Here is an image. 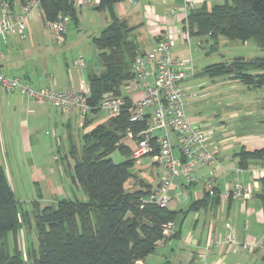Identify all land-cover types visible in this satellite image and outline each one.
<instances>
[{"label": "crops", "instance_id": "obj_1", "mask_svg": "<svg viewBox=\"0 0 264 264\" xmlns=\"http://www.w3.org/2000/svg\"><path fill=\"white\" fill-rule=\"evenodd\" d=\"M228 1L123 0L114 5V12L118 19L125 21L127 26L133 29L131 35L140 54L154 48L157 34L164 29L168 30L174 42V55L187 60V52L183 49L186 43L179 38V33L185 26L184 8L189 5L194 9L203 5L210 8ZM11 2L13 11H17L23 0ZM170 9L178 11L179 20L165 18V12ZM37 17L44 22L40 8L32 11L26 21L24 41L10 37L6 44L0 46L3 53L0 72L8 77L26 80L35 89L65 90L86 84V77L91 69H75L72 64L61 62L55 47L65 45L67 38L71 36L69 40H77V44L81 39L92 43V39L98 37L109 24L108 13L96 9V5H75V21L69 23L74 29L71 31L67 28L61 40L55 34L50 38L44 37V30L47 29L34 27L33 23ZM196 37L198 39L200 36L191 35V38ZM204 39L207 40V36ZM92 45L94 46L93 43ZM197 47L203 48L202 41L197 40ZM79 57L83 58H77ZM203 69L198 75L203 76ZM96 70L98 71V68ZM125 85L121 90L122 95L130 101L138 99V91L123 93V90H126ZM245 101V96L235 97L226 105L229 113L219 117L216 122L196 123L203 127L209 137L208 149L214 155V162L195 172L197 181L186 187L184 195H177L175 187L169 192L171 201L168 209L176 213L175 233L158 248L164 253L167 249L170 264H264V164L251 161L246 169H241L238 167L237 157L242 150L254 151L264 147V103L256 107L248 106L244 110H235L233 106H239L237 104ZM83 122L84 118L77 113L65 114L48 104H36L17 93H6L0 89V167L13 196L12 172L8 167L10 158L15 163L12 165L15 168L14 174L17 177L18 174L25 177L30 189H38L37 193L32 192L30 195L31 206L34 203L40 207L54 206L61 199H77L74 191L80 188L71 181L73 162L70 158V148L67 154L63 155L59 153V148L64 147L62 138L65 137L69 141L70 131L75 126L82 128ZM47 125L52 130H44V134L50 136L55 152L48 148L45 155L39 152V149L34 151V145L37 146L41 141L42 131ZM42 158L47 159L46 164L42 162ZM122 161L124 160L115 163ZM147 163L152 165L151 160ZM138 165H141V161ZM156 176L155 183H150L151 190L160 181L158 172ZM206 179L212 180L215 197L208 195L206 205H197L192 209L193 202L205 198ZM234 182L241 183L246 190L241 198L233 199L225 193L226 187ZM181 184L180 179L174 181V186ZM214 198L218 199L216 204L213 203ZM15 200L19 203L16 198ZM228 234L240 244L239 247L231 244L213 246L210 252L205 254L204 249L209 241L221 240ZM259 241H262L261 246L248 247ZM165 246L167 247L164 248ZM152 255L140 262L152 264L151 259L148 260Z\"/></svg>", "mask_w": 264, "mask_h": 264}, {"label": "trees", "instance_id": "obj_2", "mask_svg": "<svg viewBox=\"0 0 264 264\" xmlns=\"http://www.w3.org/2000/svg\"><path fill=\"white\" fill-rule=\"evenodd\" d=\"M121 1L99 0L96 5V9L108 13L110 21L92 39L99 67L98 71L88 72L86 82L87 102L93 108L105 94L123 96L121 89L132 79V63L140 54L131 35L133 29L115 15L114 5ZM39 8L44 21H54L59 14L69 17L70 23L75 21V4L70 0H39ZM185 26L190 36H207L213 44L220 37L241 42L253 39L264 50V0H229L210 8H192ZM202 75L230 77L252 90L263 88L264 58L212 64ZM96 112L93 110V115ZM91 121L86 117L82 128ZM141 129L142 125L129 122L125 108L118 117L106 119L83 134L78 155L76 146L71 145V181L79 186L86 201L61 199L54 206L43 207L34 203L30 212L25 211L15 200L0 167V264H135L153 254L156 243L163 238V225L174 222L176 213L146 201L153 190L150 185L141 183L138 190L124 191L134 161L123 139L129 131L135 135ZM116 151L128 159L113 162L110 155ZM237 157L241 169L251 161L264 164V147L242 150ZM207 197L205 193V198L193 202L191 208L206 205ZM212 200L218 202L217 198ZM31 226L35 227L38 244L27 249L24 261L16 235L19 229Z\"/></svg>", "mask_w": 264, "mask_h": 264}, {"label": "built area", "instance_id": "obj_3", "mask_svg": "<svg viewBox=\"0 0 264 264\" xmlns=\"http://www.w3.org/2000/svg\"><path fill=\"white\" fill-rule=\"evenodd\" d=\"M70 1L82 7L95 6L99 2V0ZM192 7L189 5L184 8L185 17ZM36 9H39V0H27L19 5L17 11H13L11 1L0 0V46L6 44L10 37H17L20 41L26 39V21ZM165 18L179 20L178 11L174 9L166 11ZM69 23V17L61 14L57 15L54 21L43 22L44 27L59 40L66 34ZM190 37L185 26L180 31L179 38L183 43L189 44ZM2 57L0 48V59ZM72 67L83 69L85 61L79 57L72 62ZM193 71L190 60L180 59L174 55V42L170 33L162 29L157 34L154 48L147 53L137 55L132 63V79L125 87L127 91L140 93L138 99L134 101L128 100L125 96L105 94L97 107L93 108L87 102L89 98L87 83H82L78 88L69 87L65 90L35 89L28 81L8 77L1 72L0 89L6 93H17L36 104H48L65 114L77 113L84 119L93 115V110L102 111L106 119L116 118L126 108L129 122L142 125V129L135 135L131 131L127 133L129 138L135 140L130 158L138 165L141 159L150 156L152 166L158 170L160 179L146 201L165 209L170 204L169 192L173 187L177 195H184L186 187L197 181L195 172L214 162V155L208 149V135L202 126L189 122L185 113L191 95L183 84L193 77ZM205 95L201 94L199 97ZM177 179H180L182 184L174 186V181ZM204 186L206 193L213 197L215 189L212 180H204ZM245 192V188L239 182L231 183L225 189L226 195L233 199L241 198ZM174 233V222L164 224L163 238L156 243V247L161 246ZM224 244H231L236 248L240 246L228 234L221 240L209 241L204 249L205 254H208L213 246ZM261 245L262 241H259L248 247ZM135 264L142 263L137 261Z\"/></svg>", "mask_w": 264, "mask_h": 264}, {"label": "rangeland", "instance_id": "obj_4", "mask_svg": "<svg viewBox=\"0 0 264 264\" xmlns=\"http://www.w3.org/2000/svg\"><path fill=\"white\" fill-rule=\"evenodd\" d=\"M33 24L34 27L37 29L44 28L42 20L38 17L35 19ZM68 29L72 31L74 27L69 24ZM52 34L53 33L51 31L44 30V37L50 38ZM204 37L205 36H200L198 39L197 37L196 39L190 37L189 44H184L183 46V49L185 50V52H187L186 54L188 60H190L192 63L194 70L193 72L194 74H197L196 77H194L195 75H193L191 79L184 82L183 84V87H185L191 95V98H189L187 106L185 108V113L188 121L191 123L195 122L198 124L216 122L219 117H223L225 114L229 113L230 110L226 109V105L235 97L241 98L242 96H245L246 98L245 102H243L242 104H237L239 106H233L235 110L236 108L244 110V108L248 106L256 107L260 104H263L264 87L253 90H247L244 88L243 85H241L237 81H234L230 77L223 76L210 78L207 75L200 76L198 74L206 66L216 63L231 62L236 58H243L245 60L264 58V50L261 49L253 39L248 40L246 42H241L230 41L220 37L218 43L213 44V41L211 39L207 37V40H205ZM70 38H67L68 40L66 41L67 43H65V45L55 47L56 54L60 57L61 62L71 65L73 59L77 58L78 56H82L83 60L85 61V70L88 71L90 69L98 68L99 66L96 59L97 50L92 45L91 41L81 39L80 43L77 44V40L72 42V40H69ZM197 40L202 41L203 48L197 47ZM123 93L128 94L129 91L123 90ZM201 94L206 95L203 97H199ZM89 118H91L92 121L90 125H88L86 128H78L77 126L73 127V129L70 131L71 138L69 141L66 140L65 137L62 138V145L64 147L59 148V153L61 155L65 153L67 154V151L69 148H71V145L76 146V153L78 155L79 149L82 145L81 137L83 136V134L90 131L96 124L100 122H106V115L102 111H98L95 115H89ZM58 128L60 129V126ZM44 130L51 132L52 128L48 125L44 127L42 131L41 141H39V144L37 146L34 145V151L39 149V152L46 155L48 152V148H50L49 150H53V152H55V148L51 146L52 140H50L49 135L44 134ZM123 141L125 144L128 145L130 150L135 146V140L129 138L128 136H126ZM176 154L177 153L175 151V155ZM110 158L113 160V162H119L121 160L128 159L127 156L122 155L118 151L112 153L110 155ZM35 160L36 159H34V161ZM41 160L46 164L47 159L44 160L42 158ZM150 160L151 157L146 156L140 160L141 165L133 163V165L129 168V172L132 177L129 178L127 183L124 185L125 192H133L135 190H138L141 183L147 185H150V183H155V180H157L156 173L158 172V170L147 163ZM8 161L10 162L8 167L12 172V186H14V196L19 201L20 205L22 206V209L30 212L31 205L29 201L32 198L30 197V195H32V192L33 194L37 193L38 189L35 187L34 189H32L31 187L30 189L28 182L26 183L25 181V177L19 176V174L17 177L16 174H14L15 168L12 166L15 165V163L11 160V158L8 159ZM74 192L78 200L86 201V198L80 189L75 190ZM16 237V243L22 252L23 260L25 261L27 258V249L36 248L38 244V238L35 227L31 226L30 228L24 227L19 229L17 231ZM175 243L176 245L178 244L176 240ZM166 247L167 246H165L164 248ZM160 249L161 248L156 247L153 255L150 256L148 260L151 259L150 261L152 264H170V256H168L167 249L165 253L161 252Z\"/></svg>", "mask_w": 264, "mask_h": 264}, {"label": "water", "instance_id": "obj_5", "mask_svg": "<svg viewBox=\"0 0 264 264\" xmlns=\"http://www.w3.org/2000/svg\"><path fill=\"white\" fill-rule=\"evenodd\" d=\"M97 71V70H96Z\"/></svg>", "mask_w": 264, "mask_h": 264}]
</instances>
